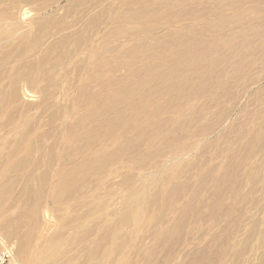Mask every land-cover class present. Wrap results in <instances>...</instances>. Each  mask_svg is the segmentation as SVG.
<instances>
[{
    "label": "bare ground",
    "instance_id": "1",
    "mask_svg": "<svg viewBox=\"0 0 264 264\" xmlns=\"http://www.w3.org/2000/svg\"><path fill=\"white\" fill-rule=\"evenodd\" d=\"M64 1L66 4H63ZM263 4L264 0H0V52L3 48L9 49L4 54L6 58L0 59L3 66H0V77L8 80L4 90L9 115L6 126L10 127L11 132L25 131L12 154L11 168L26 167L27 162L29 166H35L34 152L50 135L53 128L52 110L62 105L64 95H61L68 89L58 79L56 68L77 62L84 53L94 54L95 66H100L102 62L97 54L102 44L133 35V44L127 38L128 46L132 44L133 56L122 66L143 55H146L144 58L148 62L130 71L128 77L112 81L103 91L90 95V101H103L114 117L101 122V134L88 128H67L60 139L65 148L60 151L61 154L52 155L64 163L53 174L49 171L41 176V187L45 197H51L55 203H60L64 198L70 204L75 203L83 198L81 195L86 188L94 192L102 181L114 177L121 170V165L126 167L124 162L132 161L130 158L120 161L123 149L119 148L118 152L111 154L109 147L120 140L141 142L147 136L148 143H143V149L151 145L156 149L171 148L167 157L173 165L175 176L179 175L185 168L184 164L191 160L187 158L207 146L211 130L220 121L204 124L202 120L205 115L199 107L196 108V100L209 98L211 104H204L209 106V111L213 110L219 92L214 89H222L226 83L240 79L249 66L264 62V54L243 49L253 46L252 36H243L240 46L238 36L244 31L223 33L230 23L264 19ZM28 5H32L34 11L30 19L25 18L30 10ZM252 32L258 41L254 46L264 51V28L255 27ZM215 33L214 39L205 38ZM143 40L146 44H140ZM41 47L45 54H40ZM143 47H148V51L144 52ZM14 49L19 51L15 50L17 56L13 54ZM11 55L15 61L13 70L8 60ZM109 64L105 63L106 66ZM94 77H98V74ZM243 78H247V75ZM82 79L84 77L80 76V81ZM212 83L214 85L210 87ZM32 89L38 93L35 99L31 98ZM204 104L203 110L206 108ZM126 110L133 115L125 118L123 113ZM168 113L171 114L166 116ZM207 114L208 111L206 118ZM262 115L264 118V112ZM97 118L99 115L83 117L81 121L83 125H89ZM154 118H159L158 122L149 128L148 122ZM183 118L189 131L203 123L198 137L193 134L174 136L176 131H184L183 125H178ZM248 141L250 144L258 143L259 135L250 134ZM67 148L70 152L65 153ZM99 168L105 169L98 173ZM97 173L88 181L89 175ZM32 176V172L25 175L27 186ZM161 179L162 175L156 174L147 182L146 189L136 195L134 203L126 206V210L111 224L112 228L99 234L92 249L73 254L78 258V264H102L98 259L101 255L106 256V240L124 225L136 230L144 227ZM136 192L134 189L133 193ZM22 215L24 217L26 214ZM7 218L2 222L3 229L11 243L17 244L13 252L21 264H47L50 255H54L52 258L60 256L54 264H66L64 260L69 256L63 259L64 254L59 252L63 241L59 232L49 234L44 229H38L33 233L27 229L31 227L26 228L27 221ZM251 223L257 222L251 220ZM231 224L234 225L233 222ZM177 235L178 232L173 237ZM170 240L171 236L165 238V246ZM113 254H120L114 264H130L122 243L113 242L107 256ZM204 254L207 259L208 254ZM153 255L155 253L151 252L150 256ZM153 259L149 260L150 263H153ZM201 259L195 261L201 262Z\"/></svg>",
    "mask_w": 264,
    "mask_h": 264
},
{
    "label": "rangeland",
    "instance_id": "2",
    "mask_svg": "<svg viewBox=\"0 0 264 264\" xmlns=\"http://www.w3.org/2000/svg\"><path fill=\"white\" fill-rule=\"evenodd\" d=\"M262 6L264 9V4ZM28 7L30 10L25 15L26 19L34 15L32 5ZM227 27L223 33L233 30L245 32L238 36L240 46L243 36H252L253 46L243 48L244 50L264 54L263 49L254 46L258 41L252 32L255 27L264 28V19L233 22ZM197 31L200 29L197 28ZM216 35L209 34L205 38L211 40ZM128 37L133 44L135 36ZM127 38L102 44L97 54L102 62L100 66H95L94 54L84 53L77 62L56 68L58 79L68 89L62 95L59 93L62 97L64 95L63 98L60 96L62 105L52 110L53 128L49 137L34 152L35 166H29L27 162L26 167L11 168L12 154L25 131L11 132L10 127L6 126L9 115L4 90L8 80L0 77V207L4 206L3 209L0 208V224L10 217L27 221L26 228L31 227L27 229L33 233L38 229H44L49 234L59 232L61 239L63 237L59 252L64 254L63 259L70 257L64 261L66 264H78L79 260L73 254L92 249L99 234L112 228L111 224L126 210V206L134 203L136 195L142 194L146 189L147 182L156 174H161L157 195L148 210L144 227L136 230L128 225L122 226L105 241L106 256L101 255L98 262L115 263L120 254L107 256V251L115 241L123 244L130 264H201L207 257L204 253L208 254L207 259L210 260L206 259L205 262H211L210 264H264V62L254 64L255 67L249 66V70L240 79L226 83L222 89H214L219 92L217 101L213 103L216 105L213 110L209 111V106L205 105L211 104L209 98L196 100L195 107H199L205 115L202 122L215 124L220 120L217 127H223L211 130L207 146L187 158L191 160L184 164L185 168L179 175L175 176L173 165L167 157L171 148L156 149L151 145L143 149V143H148V136L137 143L120 140L109 147L108 152L115 154L121 148L123 151L120 161L127 158L132 161L124 162L126 167L121 165V170L114 177L102 181L94 192L86 188L81 195L83 198L75 203H68L67 198L55 203L51 197H45L40 178L49 171L53 174L64 163L52 155L61 154L60 151L65 148L60 143L65 130L73 127L76 130L88 128L101 134V122L114 117V113L110 112L103 101H90V95L103 91L112 81L128 77L130 71L143 67L148 62L144 58L146 55H143L129 63L130 66H122L133 56L130 48L132 44L128 46ZM140 44L146 43L143 40ZM147 48L143 47L142 50L147 52ZM39 49L40 54H45L42 47ZM222 49H225L224 46ZM7 50L8 47L1 50L0 59L6 58L7 55L4 54L8 53ZM14 51L15 56L17 52ZM12 55L8 60L13 70L15 61L12 60ZM108 62L111 64L106 66L105 63ZM0 66L3 68L1 63ZM95 74L98 77H94ZM245 74L247 78H243ZM80 76L84 77L81 81ZM213 85L214 83L210 87ZM36 91L32 89V99L38 96ZM166 100L167 97L164 104ZM203 104L206 107L204 110ZM95 115H99V118L89 125L82 124L83 117ZM123 115L129 118L133 113L126 110ZM158 119L150 120L148 127L154 126ZM180 121L178 125H183L184 131H176L174 136L193 134L198 137L203 123L189 131L184 118ZM252 133L259 135L258 143H249L248 137ZM68 151L70 152L69 148L65 153ZM8 169L10 170L7 172ZM104 169H97L98 173ZM31 172L33 176L27 186L24 182L25 175H30ZM98 173L89 175L88 181ZM134 189L137 190L136 193H133ZM30 207L32 209L28 214ZM23 213L26 214L24 217L30 215V219L22 217ZM235 220L238 221L237 224L234 223ZM251 220H256L257 223L252 224ZM3 223L0 225V238L15 250L17 244L11 243L3 229ZM177 232V237H173ZM167 236H171V240L165 246ZM151 252L155 255L150 256ZM52 256L54 255L48 256L47 264H54L60 259L58 255ZM199 256L204 259L201 262L195 261L197 258L200 260ZM152 258L155 259L150 263ZM15 259L21 264L17 254Z\"/></svg>",
    "mask_w": 264,
    "mask_h": 264
},
{
    "label": "built area",
    "instance_id": "3",
    "mask_svg": "<svg viewBox=\"0 0 264 264\" xmlns=\"http://www.w3.org/2000/svg\"><path fill=\"white\" fill-rule=\"evenodd\" d=\"M0 264H18L13 250L0 238Z\"/></svg>",
    "mask_w": 264,
    "mask_h": 264
}]
</instances>
